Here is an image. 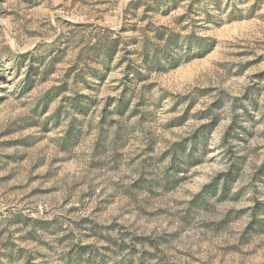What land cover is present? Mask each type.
<instances>
[{
  "label": "rangeland",
  "instance_id": "obj_1",
  "mask_svg": "<svg viewBox=\"0 0 264 264\" xmlns=\"http://www.w3.org/2000/svg\"><path fill=\"white\" fill-rule=\"evenodd\" d=\"M0 264H264V0H0Z\"/></svg>",
  "mask_w": 264,
  "mask_h": 264
}]
</instances>
